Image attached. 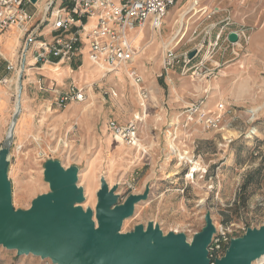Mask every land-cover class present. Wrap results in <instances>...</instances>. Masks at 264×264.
<instances>
[{
    "label": "rangeland",
    "instance_id": "rangeland-1",
    "mask_svg": "<svg viewBox=\"0 0 264 264\" xmlns=\"http://www.w3.org/2000/svg\"><path fill=\"white\" fill-rule=\"evenodd\" d=\"M49 1L27 8L35 21ZM192 8L215 14L194 15ZM226 23L211 59L203 52L194 57L198 44L213 43ZM141 33L137 45L133 42L135 59L112 72L91 64L84 53L68 63L34 66L26 36L14 29L0 34V58L12 53L15 66L14 72L0 68V76L5 73L0 149L14 115L18 81L21 89L5 172L13 210L26 211L51 193L45 180V164L51 161L64 170L77 169L84 212L94 214L101 180L116 188L119 204L147 192L120 234L151 224L163 236L180 234L190 244L207 218L215 232L227 228L231 239L259 229L264 225V0H175L159 30L146 27ZM230 33L236 42L229 41ZM167 49L180 56L170 68L163 64ZM184 53H193L185 69ZM71 88L80 89L84 99L60 103L59 96ZM191 107L198 113L190 115ZM202 112L219 113L218 127L205 129ZM111 122L133 125L134 140L115 137ZM0 264L54 263L0 245ZM252 264H264V258Z\"/></svg>",
    "mask_w": 264,
    "mask_h": 264
},
{
    "label": "water",
    "instance_id": "water-1",
    "mask_svg": "<svg viewBox=\"0 0 264 264\" xmlns=\"http://www.w3.org/2000/svg\"><path fill=\"white\" fill-rule=\"evenodd\" d=\"M35 3L36 0H30ZM237 36L229 34V41ZM193 53L190 54V57ZM21 76L19 77V79ZM19 106V102H18ZM18 112L0 149V245L18 256L33 255L54 264H210L208 248L214 227L209 218L203 229L187 244L180 234L163 236L150 224L131 234H120L122 223L147 192L128 196L119 204L116 188L101 180L94 214L79 206L84 201L76 185L77 169L64 170L57 162L45 164V180L51 193L39 197L26 211L11 206L6 166ZM7 146L4 147V144ZM264 255V225L247 229L244 236L231 239L224 255L214 264H252Z\"/></svg>",
    "mask_w": 264,
    "mask_h": 264
},
{
    "label": "built area",
    "instance_id": "built-area-1",
    "mask_svg": "<svg viewBox=\"0 0 264 264\" xmlns=\"http://www.w3.org/2000/svg\"><path fill=\"white\" fill-rule=\"evenodd\" d=\"M39 2L40 0H36L35 3H31L30 0H0V34L5 30L14 29L19 35L26 36L25 45L26 47L31 45L33 49L35 66L52 64V60L68 63L72 61L73 56L84 53L91 64L112 72L130 64L138 54L132 41L134 32L146 27L159 30L175 0H64L59 3L50 0L44 7L42 16L35 21L34 13L27 8L36 9ZM192 11L194 15L200 13L207 18L215 14L214 10L211 12L200 9L194 11L193 8L189 10ZM226 26L227 23L220 26L214 42L207 43V47L198 44L194 57L203 52L205 59H211ZM213 27L209 26L210 29ZM197 29L192 31L191 41L197 36ZM241 34L246 37L245 33ZM180 55L184 56L185 69L192 59L186 56L187 53ZM179 57L176 52L167 49L163 59L164 67L170 68L179 62L177 61ZM195 65L197 68L200 63ZM6 70L14 72L15 66L8 63ZM59 98L60 103L65 104L83 100L84 94L80 89L71 88ZM196 113L197 107L189 109L190 115ZM220 120L219 113L202 112L200 115V121L205 129H215ZM109 128L117 138L134 140L135 130L131 124L123 128L111 122ZM227 231V228L221 227L212 236L208 248L210 264H214L215 260L224 255L231 240Z\"/></svg>",
    "mask_w": 264,
    "mask_h": 264
},
{
    "label": "bare ground",
    "instance_id": "bare-ground-1",
    "mask_svg": "<svg viewBox=\"0 0 264 264\" xmlns=\"http://www.w3.org/2000/svg\"><path fill=\"white\" fill-rule=\"evenodd\" d=\"M141 32H142V30H139V31H136V32H134V34L132 35V41L134 42V44H136V42H137V38L139 39L140 37H141ZM137 45V44H136ZM127 68V67H126ZM18 86H20V82L18 81ZM16 87L17 89H16V92H17V97L19 98V95L21 94V92H20V90L21 89H19V87ZM18 98H16L17 99V101H16V104L14 105L15 106V109H14V113H16V112H18V108H19V106H18ZM21 105V104H20ZM21 109V108H20ZM17 121V120H16ZM10 126H11V123H10ZM10 126H9V129H10ZM9 129H8V131H7V134H6V136L8 135V133H9ZM7 146V143H5L4 144V147H6ZM170 148L171 149H173V146L171 145L170 146ZM179 158L180 159H187L186 157H183V156H181V155H179ZM193 169V168H192ZM264 258V255L263 256H258L257 258H256V260H258V259H260V258ZM263 260V259H262ZM260 261V260H259Z\"/></svg>",
    "mask_w": 264,
    "mask_h": 264
},
{
    "label": "crops",
    "instance_id": "crops-1",
    "mask_svg": "<svg viewBox=\"0 0 264 264\" xmlns=\"http://www.w3.org/2000/svg\"><path fill=\"white\" fill-rule=\"evenodd\" d=\"M166 17V16H165ZM11 32H13V31H11ZM10 33V32H9ZM142 34V33H141ZM137 40H138V38H137ZM8 48V47H7ZM6 51H7V49H6ZM32 53H33V49H32ZM12 56V53L11 54H9L8 55V58L6 59V58H4L3 56H1L2 57V59L0 60V68H5L6 67V62H8V63H11L10 61H9V59H10V57ZM11 60V59H10ZM32 65H34V61H33V64ZM35 66V65H34ZM45 66H48V65H45ZM44 66V67H45ZM44 67H43V69H44ZM35 69H38V68H35ZM6 70V69H5ZM3 73V72H2ZM4 75H5V73L3 74V75H1L0 77H2V78H4ZM26 102V101H25Z\"/></svg>",
    "mask_w": 264,
    "mask_h": 264
},
{
    "label": "trees",
    "instance_id": "trees-1",
    "mask_svg": "<svg viewBox=\"0 0 264 264\" xmlns=\"http://www.w3.org/2000/svg\"><path fill=\"white\" fill-rule=\"evenodd\" d=\"M245 187H246V185H244V186L242 187V189L245 190V189H246ZM243 197H244V195H243ZM244 202H245V199L242 198V203H244ZM228 221H229V219L226 220V222H228Z\"/></svg>",
    "mask_w": 264,
    "mask_h": 264
}]
</instances>
